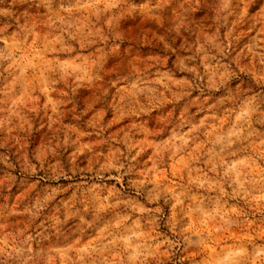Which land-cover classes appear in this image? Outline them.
<instances>
[{"label":"clouds","instance_id":"clouds-1","mask_svg":"<svg viewBox=\"0 0 264 264\" xmlns=\"http://www.w3.org/2000/svg\"><path fill=\"white\" fill-rule=\"evenodd\" d=\"M0 264H264V0H0Z\"/></svg>","mask_w":264,"mask_h":264}]
</instances>
